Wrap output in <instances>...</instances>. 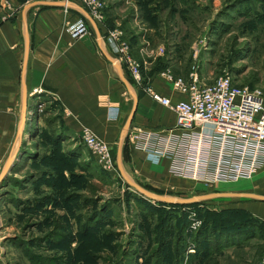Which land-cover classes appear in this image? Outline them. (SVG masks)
<instances>
[{"label": "rangeland", "instance_id": "374dc122", "mask_svg": "<svg viewBox=\"0 0 264 264\" xmlns=\"http://www.w3.org/2000/svg\"><path fill=\"white\" fill-rule=\"evenodd\" d=\"M25 1L0 0V20ZM114 1L133 3L118 12V19L144 18L139 32L150 46L154 39L149 29L155 30L161 67L173 50L175 59L187 62V80L197 75L202 83L212 84L229 75L236 85L264 95V0ZM83 144L20 148L0 188V264L263 263L264 231L257 229L264 225L245 209L251 201L153 202L128 186L116 166L104 167ZM112 152L117 164V148ZM124 168L136 184L163 196L251 193L248 186L264 195L258 182L264 164L250 181L212 188L192 181L150 182ZM253 232L260 240L251 238Z\"/></svg>", "mask_w": 264, "mask_h": 264}, {"label": "crops", "instance_id": "0c3cea01", "mask_svg": "<svg viewBox=\"0 0 264 264\" xmlns=\"http://www.w3.org/2000/svg\"><path fill=\"white\" fill-rule=\"evenodd\" d=\"M36 2L25 12L27 6ZM46 2H62L65 6H50ZM132 4L109 0L103 19L96 21L75 1L26 0L20 9L0 20V177L12 156L14 167L20 148H81L84 128L118 152L135 105L131 91L138 98V107L130 129L165 131L175 125V112L156 102L147 88L172 102L185 101L187 96L173 88L168 74L187 80L186 74L190 73L188 68L185 70L187 62L175 59L177 55L172 50L171 58H165L164 68L161 67L158 48L154 50L159 41L155 40V30L149 29L153 34H149L150 40L154 39V45L150 46L147 37L139 32L144 27V18L118 19V12L126 11V5ZM66 7L70 9L69 20L86 19L90 34L71 39L64 22ZM115 31L128 46L127 55L140 66L141 81L134 78L128 63H119L120 55L112 38ZM28 40L30 50L26 60ZM158 60L159 66L155 64ZM116 64L121 66L131 91ZM41 104L44 113L38 120L36 111ZM127 136L123 141V148H128L123 162L134 175L150 182L163 179L170 185L186 181L169 174V161L154 165L144 154L133 152ZM258 182L264 186V176ZM254 188L247 187L251 193H221L256 194ZM238 199L251 201L245 209L264 225V202Z\"/></svg>", "mask_w": 264, "mask_h": 264}, {"label": "built area", "instance_id": "2783aa9c", "mask_svg": "<svg viewBox=\"0 0 264 264\" xmlns=\"http://www.w3.org/2000/svg\"><path fill=\"white\" fill-rule=\"evenodd\" d=\"M65 1L81 4L96 21L103 19L105 0ZM69 10L64 9V22L71 39L90 34L86 19L69 20ZM112 38L120 55L119 63H128L134 78L141 81L140 66L127 55L128 46L121 42V34L115 31ZM168 75L173 88L187 96L185 101L172 102L150 88L147 92L175 112L176 123L165 131L132 127L127 136L131 150L144 154L154 165L167 160L172 177L210 188L252 180L264 164L262 92L236 85L229 75L212 84L202 83L197 75L191 80ZM43 113L41 104L36 111L38 120ZM81 140L104 167L117 168L112 149L90 129H83Z\"/></svg>", "mask_w": 264, "mask_h": 264}, {"label": "water", "instance_id": "95a60500", "mask_svg": "<svg viewBox=\"0 0 264 264\" xmlns=\"http://www.w3.org/2000/svg\"><path fill=\"white\" fill-rule=\"evenodd\" d=\"M38 2L33 3L29 6H27V8L25 9V12L33 7L34 5H37ZM46 5H50V6H65V3H58V2H46ZM90 17V16H89ZM91 18V17H90ZM91 21H93L91 19ZM29 50H30V43L28 40V45H27V54H26V60L29 54ZM119 72H120V76L124 82V84L126 85V87L131 91L130 86L128 81L125 79L124 75L122 74L121 71V66L116 64ZM134 99H135V105H134V109L124 127L123 133H122V138H121V143L120 146L118 148V152H117V169L122 177V179L126 182V184L130 187H132L136 192H138L139 194H141L142 196H144L146 199L151 200L153 202H159L165 205H191V204H197L199 202L205 201V200H213V199H219V198H246V199H254V200H258L261 202H264V196H260L257 194H233V193H212V194H207V195H203V196H195L189 199H181V198H177V197H172V196H163V195H159L153 192H150L146 189H144L143 187L139 186L138 184H136L134 181H132V179L128 176V174L126 173L125 169H124V164H123V141L127 136V133L132 125L134 116L136 114L137 111V107H138V98L137 96L131 91ZM24 110H26V101H24ZM25 122V120L23 119V123ZM13 161H14V157H10V159L8 160L2 175L0 177V186L1 183L5 180V178L11 173L12 167H13Z\"/></svg>", "mask_w": 264, "mask_h": 264}, {"label": "trees", "instance_id": "16d2710c", "mask_svg": "<svg viewBox=\"0 0 264 264\" xmlns=\"http://www.w3.org/2000/svg\"><path fill=\"white\" fill-rule=\"evenodd\" d=\"M127 150H128V148H123V155H124V157H125V154H126ZM191 205H194V204H191ZM262 228H264V227H262ZM255 229H256V228H255ZM259 230H260V231H259ZM262 230L264 231V229H261V228H258V229H257V231H259V233H261V234L263 233ZM251 235H252L251 238H256V237H258V234L255 233V232H253Z\"/></svg>", "mask_w": 264, "mask_h": 264}, {"label": "bare ground", "instance_id": "6f19581e", "mask_svg": "<svg viewBox=\"0 0 264 264\" xmlns=\"http://www.w3.org/2000/svg\"><path fill=\"white\" fill-rule=\"evenodd\" d=\"M125 169V168H124ZM127 173V172H126ZM133 181V180H132Z\"/></svg>", "mask_w": 264, "mask_h": 264}]
</instances>
